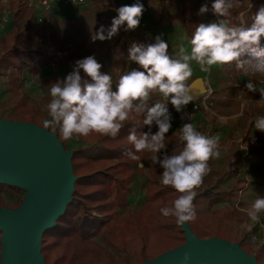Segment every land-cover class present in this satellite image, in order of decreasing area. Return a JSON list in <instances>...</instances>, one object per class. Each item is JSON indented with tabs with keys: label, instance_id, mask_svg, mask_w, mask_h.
I'll return each instance as SVG.
<instances>
[{
	"label": "trees",
	"instance_id": "obj_1",
	"mask_svg": "<svg viewBox=\"0 0 264 264\" xmlns=\"http://www.w3.org/2000/svg\"><path fill=\"white\" fill-rule=\"evenodd\" d=\"M144 1L154 3L151 14L158 25L172 24L177 20L188 43L196 25L204 23L202 15L198 14L199 7L192 0ZM205 2L211 9L214 0ZM230 2V16L225 19L235 26H250L252 16L264 7V0H252L248 5H245L243 0H235L236 4H233V0ZM240 14L242 23L239 20ZM42 31L41 27L32 23V19L23 28L14 25L0 40V66L5 71L15 67L17 73H22L28 68L36 72L50 62L61 64L59 55L46 46L44 38H39ZM133 42L154 43L140 36L132 37L130 31L126 32L124 44ZM43 46L47 48L45 53L41 50ZM261 46L264 47V39L261 40ZM240 59L244 62L243 67H238L237 62L226 64L224 67V97L232 98L234 93H239L246 99L261 96V92H264L261 89L249 91L247 85L234 82L238 75L243 74L254 82L264 84V68H259L258 62L251 56H242ZM81 76L84 77L83 72ZM9 85L14 90L19 89V78L13 74ZM49 100L50 98L47 102ZM132 128H135L138 134L148 131V126L143 125V117L133 115L114 138L95 134L88 137L74 136L78 138L80 145L72 150L70 160L75 176L72 200L67 204L64 213L57 218L55 225L43 233L40 254L46 264H143L185 242V234L180 230L175 217H164L160 212L163 207H171L179 194L171 187L161 184L162 169L152 163V156L155 154L147 151L136 153L138 160H131L125 155L127 151H134L127 141ZM196 129L202 133V130ZM155 131L157 128L153 125L152 132ZM57 137L59 138L58 134ZM178 137L179 133L167 134L164 143L168 154L174 149L179 150L181 145ZM251 140L247 149L251 152H262L264 132L255 129ZM258 145L261 147L257 148ZM230 159L233 166L229 178L232 179L237 176L239 169L235 167L238 160L234 156ZM133 170L144 172L146 190L145 205L134 211L125 209ZM214 175L215 173L208 172L204 176L202 184L195 189V197L198 196L202 202H207L208 210L213 207V214L219 220L218 229L201 224L196 210L195 218L188 221L192 233L202 240H223L224 235L220 233L223 226L242 219L238 208L223 205L222 202L230 201L229 194L217 195V185L212 180ZM3 192L15 196L22 193L21 189L0 184V194ZM21 203L22 200L12 208L16 209ZM112 204L118 209H124L117 220L114 219L115 213L111 211ZM6 206L0 201V208ZM100 240H103L106 247L123 255L118 259L106 256L104 249L99 245ZM239 246L241 248V245ZM261 249L264 250V245Z\"/></svg>",
	"mask_w": 264,
	"mask_h": 264
},
{
	"label": "rangeland",
	"instance_id": "obj_2",
	"mask_svg": "<svg viewBox=\"0 0 264 264\" xmlns=\"http://www.w3.org/2000/svg\"><path fill=\"white\" fill-rule=\"evenodd\" d=\"M192 1L199 9L207 5L205 0ZM137 2L143 5L144 12L139 27L130 31L132 37L140 36L146 41L155 42L156 36H162L169 44V52L174 57L178 55L181 46L189 48L188 40L177 20H174L172 24L164 25H158L154 21L151 14L153 2L85 0V4L78 7L54 6L45 19L39 22L40 11L34 10L36 4L29 8V0H0V40L14 25L23 28L32 19L34 25L43 29L39 38H44L46 46L56 52L62 61L57 65L50 62L36 72L28 68L22 73H17L15 67L5 71L0 66V123L34 124L56 136L58 134L57 139L64 152L72 153V150L80 145L78 138L63 140L57 129L43 127V121L50 118L46 110L47 99L50 98L48 86L57 80L64 79L73 70L76 61L88 56H94L103 66L101 71L112 76L113 87L124 73L134 69L139 70V66L128 59V49L131 44H124L126 32H128L124 30L126 25L122 26L118 35L111 40L95 42L92 40V36L101 26L106 29L111 26L112 19L117 15L116 9ZM250 2L252 0H243L245 5ZM233 4H236L235 0ZM202 18L204 23L215 22L218 19L210 8L202 15ZM239 20L243 22L242 14L239 15ZM46 46L41 48L43 53L47 51ZM225 65H214L204 71L195 61L191 62L192 76L187 83L190 86L197 79H201L202 82L206 79L207 86L203 87L206 92L201 94L199 100H196L199 104L196 109L190 111L193 114L190 119L180 117V113H177L169 103L168 107L172 116L170 132L179 133L183 123H192L194 127L202 130V134L218 138L220 156L208 162L209 172L215 173L212 177L213 183L217 185L215 192L217 195L229 194L230 201L222 202L223 205H232L242 214L240 221L227 223L220 233L224 235V241L241 245L244 253L257 259V264H264V250L261 249L264 245V213L259 215L258 221H253L247 215V209L256 197L264 198V149L260 153L247 149L255 133L254 120L257 116H264V102L260 101L262 96L246 99L239 93H234L232 98L226 99L225 86L222 84L225 78L223 73ZM13 74L19 78L20 88L17 90L9 85ZM241 76L245 77L246 83L240 79ZM234 82L239 85L252 83L255 91L260 89L264 91V84L254 82L243 74L238 75ZM158 99L163 98L159 94H152L149 103H154ZM191 104L190 102L185 109L192 108ZM259 147L261 146L258 145L257 148ZM232 156L238 160L235 167H238L239 172L235 178L230 179ZM21 191L22 193L18 196L3 192L0 194V201L12 211L14 210L12 206L20 200L23 201L27 195L26 189ZM145 191L144 172L133 170L125 209L134 211L143 208L146 203ZM193 203L195 210L199 213L201 224H208L218 229L219 220L213 214V207L208 210L207 202H202L198 196ZM111 211L115 213L114 219L117 220L124 209H118L112 204ZM186 224L188 225V222ZM98 242L106 256L118 259L123 255L106 247L103 240Z\"/></svg>",
	"mask_w": 264,
	"mask_h": 264
},
{
	"label": "clouds",
	"instance_id": "obj_3",
	"mask_svg": "<svg viewBox=\"0 0 264 264\" xmlns=\"http://www.w3.org/2000/svg\"><path fill=\"white\" fill-rule=\"evenodd\" d=\"M231 7L230 0H214L211 10L218 19L196 25L189 48L181 46L175 57L169 54V44L162 36H156L154 43L133 42L128 49V59L142 70L124 73L115 87L112 76L101 71L103 66L94 56L76 61L64 79L48 86L50 100L46 110L50 118L43 121V127L57 129L63 140L93 134L114 138L133 115L143 117V125L148 126V131L138 134L135 128L130 129L127 141L134 151H127L125 155L138 160L136 153L155 154L152 163L162 169L161 184L179 194L171 207H163L160 212L164 217H175L180 226L195 218V189L210 171L209 160L219 158L220 152L218 138L202 134L192 123H183L178 137L181 146L168 154L164 141L172 128L169 103L177 113H182L192 101L187 83L192 76V61L207 71L214 65L232 62L243 67L240 58L251 56L259 68H264V47L261 46L264 7L252 16L250 26L230 25L225 18L230 16ZM208 11V6L203 5L198 14ZM116 12L110 27L101 26L94 33L93 42L111 40L124 25L125 31L137 29L144 8L137 2L122 6ZM247 88L255 91L252 83ZM152 94H159L163 99L149 103ZM261 96L260 101L264 102V92ZM253 123L256 130L264 132V116H257ZM153 125L157 128L154 133ZM261 213H264V198L256 197L247 209V215L258 221ZM190 259L185 254L184 264Z\"/></svg>",
	"mask_w": 264,
	"mask_h": 264
},
{
	"label": "water",
	"instance_id": "obj_4",
	"mask_svg": "<svg viewBox=\"0 0 264 264\" xmlns=\"http://www.w3.org/2000/svg\"><path fill=\"white\" fill-rule=\"evenodd\" d=\"M204 86L201 79L189 86L191 102L205 92ZM71 156L54 133L34 124L0 123V184L27 190L16 209L0 208V264H46L40 254L43 233L72 200ZM180 230L183 245L143 264H184L185 254L191 257L188 264H257L237 244L198 239L186 223Z\"/></svg>",
	"mask_w": 264,
	"mask_h": 264
},
{
	"label": "built area",
	"instance_id": "obj_5",
	"mask_svg": "<svg viewBox=\"0 0 264 264\" xmlns=\"http://www.w3.org/2000/svg\"><path fill=\"white\" fill-rule=\"evenodd\" d=\"M37 5L34 10L40 11L38 21L42 22L45 19V16L49 13L50 9L54 6H60V7H78L83 6L85 4V0H29V8H31L34 5ZM205 86H207L206 79L204 80ZM206 92V90H205ZM210 93V91H209ZM207 95L208 90H207ZM199 100V98H198ZM192 108L190 109H184L182 113H180V117H183L184 119H190V117L193 115L190 111L193 109H196L199 104L197 101L191 102Z\"/></svg>",
	"mask_w": 264,
	"mask_h": 264
}]
</instances>
